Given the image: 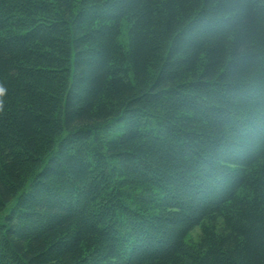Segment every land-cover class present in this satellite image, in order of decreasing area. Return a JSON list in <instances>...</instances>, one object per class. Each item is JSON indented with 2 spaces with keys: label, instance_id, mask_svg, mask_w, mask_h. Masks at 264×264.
I'll list each match as a JSON object with an SVG mask.
<instances>
[{
  "label": "trees",
  "instance_id": "1",
  "mask_svg": "<svg viewBox=\"0 0 264 264\" xmlns=\"http://www.w3.org/2000/svg\"><path fill=\"white\" fill-rule=\"evenodd\" d=\"M0 88V264H264V0H0Z\"/></svg>",
  "mask_w": 264,
  "mask_h": 264
},
{
  "label": "rangeland",
  "instance_id": "2",
  "mask_svg": "<svg viewBox=\"0 0 264 264\" xmlns=\"http://www.w3.org/2000/svg\"><path fill=\"white\" fill-rule=\"evenodd\" d=\"M120 42L127 48V43H128V39H127V23L124 22L122 25V32L120 34ZM200 230L196 229L193 232H191V238H193V240H197L200 236Z\"/></svg>",
  "mask_w": 264,
  "mask_h": 264
},
{
  "label": "clouds",
  "instance_id": "3",
  "mask_svg": "<svg viewBox=\"0 0 264 264\" xmlns=\"http://www.w3.org/2000/svg\"><path fill=\"white\" fill-rule=\"evenodd\" d=\"M3 92V89L2 88H0V93H2Z\"/></svg>",
  "mask_w": 264,
  "mask_h": 264
}]
</instances>
